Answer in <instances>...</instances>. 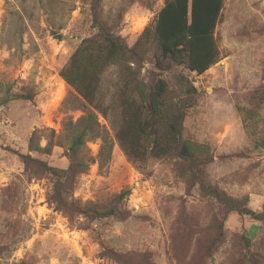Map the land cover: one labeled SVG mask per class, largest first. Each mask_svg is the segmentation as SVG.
Masks as SVG:
<instances>
[{
	"label": "rangeland",
	"instance_id": "rangeland-1",
	"mask_svg": "<svg viewBox=\"0 0 264 264\" xmlns=\"http://www.w3.org/2000/svg\"><path fill=\"white\" fill-rule=\"evenodd\" d=\"M152 1L149 10L137 4L125 10L117 31L127 42H134L146 27H152L164 0ZM121 2L103 0V11L115 16ZM27 7L25 13L18 0H0V82H9L14 89L27 85L35 93L31 101L12 100L0 106V209L2 191L12 185L9 208L13 220L22 221L21 236L0 257V264L24 257L33 259L34 264H112L98 256L100 239L117 250L147 249L156 264H179L172 248L183 250V221H189L194 232L191 252L200 230L219 213V205L202 197L197 188L186 194L185 182L173 162L150 158L135 164L115 144L107 167L90 165L87 173L78 177L73 195L96 200L129 188L131 214L124 221L101 219L82 229L70 227L47 203L48 179L28 178L18 157L3 149L10 146L25 151L35 128L50 129L57 135L66 116L75 120L83 114L81 108L73 107L76 94L59 76V70L91 32L88 0H55L51 7L47 0H29ZM214 36L219 60L203 74L172 62L168 70L159 72L150 44L139 77L149 84L159 74L180 91L188 82L196 89L198 103L188 111L184 125L191 139L210 146V181L230 196H246L249 208L262 210L264 149L245 133L240 109L259 111L264 132V0H225ZM116 78L115 69L109 68L102 77L104 91L117 90L122 83L119 79L115 83ZM98 121L113 134L110 122L101 114ZM45 142L41 137L39 144ZM99 144V140L87 143L92 155L97 154ZM39 158L51 166L67 165L63 148L57 145L49 155ZM225 229V237L207 264H248L241 260L244 234L251 238V250L264 254V220L231 213Z\"/></svg>",
	"mask_w": 264,
	"mask_h": 264
},
{
	"label": "trees",
	"instance_id": "trees-1",
	"mask_svg": "<svg viewBox=\"0 0 264 264\" xmlns=\"http://www.w3.org/2000/svg\"><path fill=\"white\" fill-rule=\"evenodd\" d=\"M28 1L18 0L25 13ZM102 1L88 0L91 32L81 39L59 70V76L76 94L73 107L81 108L83 114L75 120L66 116L57 135L50 129L35 128L25 151L10 146L3 149L18 157L28 178L48 179L47 203L67 219L70 227L82 229L101 219L124 221L131 214L127 203L129 188L96 200H82L73 195L78 177L87 173L90 165L97 163L99 169L107 167L115 144L127 160L135 164L146 163L150 158L173 162L174 170L185 182V193L190 194L193 188H197L202 197L219 205V213L200 230L201 235L191 252L194 232L189 221L184 220L180 237L183 250L172 248V256L179 264H207L225 237V222L231 213L263 221L264 209L249 208L246 196H230L210 181L208 167L213 161L210 146L191 139L184 125L188 111L198 103L196 89L188 82L180 91L159 74H155L148 84L139 75L151 47L154 67L159 72L168 70L169 62L183 64L189 72L198 75L213 66L219 60L214 32L225 0H164L154 16L152 27H146L132 43L117 31L124 12L135 4L149 10L153 1L122 0L115 16L103 11ZM54 2L47 0L50 7ZM109 68L115 69V83L117 79L122 83L112 93L103 89L102 77ZM34 95L30 86L14 89L9 82H0V106L12 100L31 101ZM240 111L245 133L257 147L264 149L261 113L253 108ZM98 114L110 122L114 129L112 135L106 126L100 124ZM41 137L46 141L43 146L39 144ZM96 140L100 141L99 148L97 154L92 155L87 143ZM54 145L63 148L67 159L64 168L51 166L39 158L40 155H49ZM11 188L9 185L2 191L0 257L10 247L12 249L18 241L16 237L21 236L22 221L13 220L9 208L12 204ZM242 242L241 260L248 264H264V254L251 250V238L244 234ZM99 246L98 256L112 264H156L147 249L117 250L102 239ZM11 264L34 262L24 257Z\"/></svg>",
	"mask_w": 264,
	"mask_h": 264
}]
</instances>
